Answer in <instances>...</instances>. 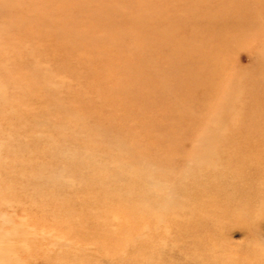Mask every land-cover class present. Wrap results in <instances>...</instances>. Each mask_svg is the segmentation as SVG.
<instances>
[{"label": "rangeland", "instance_id": "1", "mask_svg": "<svg viewBox=\"0 0 264 264\" xmlns=\"http://www.w3.org/2000/svg\"><path fill=\"white\" fill-rule=\"evenodd\" d=\"M0 264H264V0H0Z\"/></svg>", "mask_w": 264, "mask_h": 264}]
</instances>
